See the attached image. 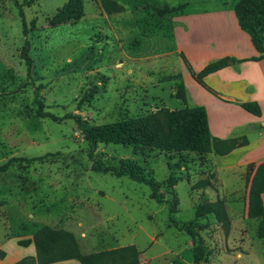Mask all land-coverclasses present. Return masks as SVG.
Wrapping results in <instances>:
<instances>
[{"label":"rangeland","instance_id":"374dc122","mask_svg":"<svg viewBox=\"0 0 264 264\" xmlns=\"http://www.w3.org/2000/svg\"><path fill=\"white\" fill-rule=\"evenodd\" d=\"M66 1L0 0V264L36 256L43 226L71 234L82 254L134 243L137 264H194L184 222L207 250L199 264H264L260 218L247 215L255 162L229 170L227 153L217 152L222 143L204 152L97 144L100 161L127 158L150 172L158 200L144 182L92 169L88 144L66 117L101 124L201 105L211 140L241 146L244 134L213 128L241 129L258 145L261 136L244 123L259 121L218 102L194 77L210 61L245 60L233 70L251 79L264 111V56L223 52H256L234 16L237 0H82L79 19L52 23ZM36 98L57 118L36 114Z\"/></svg>","mask_w":264,"mask_h":264},{"label":"trees","instance_id":"16d2710c","mask_svg":"<svg viewBox=\"0 0 264 264\" xmlns=\"http://www.w3.org/2000/svg\"><path fill=\"white\" fill-rule=\"evenodd\" d=\"M233 13L241 29L250 36L257 56H264V0H237L233 6ZM84 14L82 0H67L58 9L52 23H60L68 20H77ZM24 33L26 24L23 21ZM28 41L22 49L25 62L30 67L31 59L28 56ZM228 64L226 58H220L206 63L194 74L195 79L206 86L203 77ZM37 107L35 113L40 116H57L44 108L43 102L36 98ZM247 111L260 115L259 103L255 100L241 103ZM76 120L79 132L88 144V155L92 159V169L100 172H111L115 175H127L129 178L144 182L152 189L153 197L161 200L157 194L158 182L143 167L130 159H118L115 162L104 163L94 155V150L99 142L124 143L135 147H157L166 152H180L190 150L197 152L209 151L218 143L224 147L217 150L225 154L232 150L237 142L227 140H211L207 121V113L203 106L183 107L175 110L162 109L158 112L140 114L133 117H123L101 124H93L83 119L79 114H67L66 117ZM95 157V158H94ZM253 174L248 190L247 215L259 217L257 227L259 237L264 236V206L262 193L264 192V160L253 166ZM174 177L168 178V183L175 182ZM176 225L177 222L174 221ZM184 228L190 234L193 243L194 264H199L207 254L205 246L199 234L186 222ZM36 256L23 257L13 264H45L59 260L78 258L80 264H137L139 261V249L134 243L103 249L94 253L82 254L74 237L62 230H54L43 226L34 235Z\"/></svg>","mask_w":264,"mask_h":264},{"label":"crops","instance_id":"0c3cea01","mask_svg":"<svg viewBox=\"0 0 264 264\" xmlns=\"http://www.w3.org/2000/svg\"><path fill=\"white\" fill-rule=\"evenodd\" d=\"M225 51L234 53L236 58H244L247 56L258 55L257 51L251 52L249 53V55H245L231 49L224 50L223 52ZM231 61H229V63L224 67H221L215 71L206 74L203 77V79L205 80V82L209 83L214 90L217 91L219 97L214 96V98L217 99L218 102H226L228 104H233L235 108L239 110H243L244 108L240 105V102L253 101V100L259 102L260 100L257 99L254 95H252V90L255 89L251 82V79H248L243 73L236 72L233 70V69L238 70L245 62V60L239 61L237 63L238 64L237 67ZM227 71H229V73H227ZM229 75L231 76V79L226 78V76ZM244 78L247 79V82H245ZM229 84H231L230 87H228ZM260 110H261L260 115H255L246 110L248 113L252 115V117H254L259 121L257 124L253 125V123L250 122L244 123V125H247L246 128L247 130L250 128H255L256 132L254 131V134L257 133L261 136L258 145L253 146L251 137H249V135H247V133H245L241 129H239V131H235L234 133H229V130L227 129L213 128L214 132H217L220 136H226V133L228 134L227 136H236V135L244 134L248 139L246 144L237 146L226 154L229 157L228 159L229 170H233L235 169V167H238L241 164L244 165L249 161L255 162L256 165L264 160V143H263L264 142V136H263L264 111L261 108ZM262 201L264 206V192L262 193ZM247 205H248V201H247Z\"/></svg>","mask_w":264,"mask_h":264}]
</instances>
